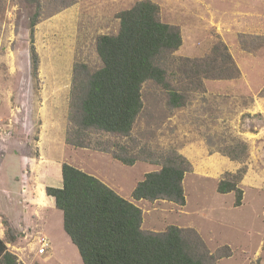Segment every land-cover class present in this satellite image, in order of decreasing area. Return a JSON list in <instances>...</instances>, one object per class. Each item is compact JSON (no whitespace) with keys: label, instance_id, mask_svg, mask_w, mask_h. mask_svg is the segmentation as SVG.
Masks as SVG:
<instances>
[{"label":"rangeland","instance_id":"obj_1","mask_svg":"<svg viewBox=\"0 0 264 264\" xmlns=\"http://www.w3.org/2000/svg\"><path fill=\"white\" fill-rule=\"evenodd\" d=\"M135 1L0 0V235L5 247L19 264H82L62 227V211L54 207L45 215L37 198L39 187H58L57 172L67 162L140 207L144 231L170 225L193 229L215 256L214 264H264V0H151L159 6L160 20L181 34V45L164 57L166 79L184 94L183 104L172 106L166 89L147 80L141 88L143 108L129 134L86 129L80 131L85 146L65 141L77 123L72 81L81 83L101 66L96 37L115 34L117 13ZM32 18L37 20V77L29 54ZM216 43L227 47L236 77L199 75L198 82L176 70L182 65L178 60L204 59ZM171 156L182 158L187 168L184 202L133 198L145 173L160 169ZM221 180L241 189L239 204L235 189L218 191ZM37 234L51 242L44 254L37 253Z\"/></svg>","mask_w":264,"mask_h":264},{"label":"trees","instance_id":"obj_2","mask_svg":"<svg viewBox=\"0 0 264 264\" xmlns=\"http://www.w3.org/2000/svg\"><path fill=\"white\" fill-rule=\"evenodd\" d=\"M117 17V32L101 34L95 39L101 66L87 74L81 83L75 85L74 79L72 81L71 101L77 123L65 141L74 146L86 145L80 138L81 130L93 129L121 136L129 134L143 108L141 88L147 80L166 89L172 106L184 102V94L166 79L169 66L164 57L181 45L178 27L160 20L159 6L151 0L135 1L129 8L119 11ZM36 23V18H32L29 25V54L34 77H37L39 66L34 45ZM178 61L182 65L176 70L181 69L194 79L199 75L230 79L238 74L222 43L214 44L204 59L182 58ZM120 160L128 164L133 162L132 159ZM60 168L61 186H46L45 193L54 198L55 207L62 211L63 229L76 246L82 264H214L215 256L208 252L193 229L170 225L164 231H144L140 207L98 177L70 163L62 162ZM186 170L182 158L177 161L171 156L160 169L146 172L131 195L135 199L164 198L182 204V179ZM232 189L237 193V205L241 189L228 180L218 184L219 192ZM0 255L6 264H19L6 250L2 239Z\"/></svg>","mask_w":264,"mask_h":264},{"label":"crops","instance_id":"obj_3","mask_svg":"<svg viewBox=\"0 0 264 264\" xmlns=\"http://www.w3.org/2000/svg\"><path fill=\"white\" fill-rule=\"evenodd\" d=\"M65 24H70V20H67L66 22H65ZM64 24V25H65ZM70 164H72V163H70ZM57 175H58V177H57V181H58V187L59 186H61V182H62V178H61V168H60V175H59V171L57 172ZM48 186H53V185H49L48 184ZM45 187H46V185L44 186V187H39L38 188V202L39 203H42V205H45V206H43V209H44V213H45V215H46V212L48 211V209H50V210H52L54 207H55V202H54V198L52 197V196H49V195H47L46 193H45ZM46 207V208H45ZM56 208V207H55ZM46 221H47V219L45 218V220L43 221L44 223H46ZM44 225V224H43ZM63 227V226H62ZM69 237V236H68ZM0 239H2V236L0 235ZM70 239V238H69ZM5 245H8L6 242H5ZM6 250L8 251V252H10L12 255H13V253L10 251V249L9 248H7L6 247ZM50 256V255H49ZM48 256V257H49ZM48 257H46V260L48 259ZM0 259H1V255H0ZM16 262H17V260H16ZM6 264V263H5Z\"/></svg>","mask_w":264,"mask_h":264},{"label":"built area","instance_id":"obj_4","mask_svg":"<svg viewBox=\"0 0 264 264\" xmlns=\"http://www.w3.org/2000/svg\"><path fill=\"white\" fill-rule=\"evenodd\" d=\"M37 235L35 236V238L37 239V243L39 244V247L37 249V253L38 254H44L47 252V250L51 246V242L47 236H39V234H37Z\"/></svg>","mask_w":264,"mask_h":264}]
</instances>
